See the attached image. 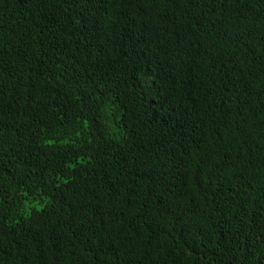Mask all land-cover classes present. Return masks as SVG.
Here are the masks:
<instances>
[{
  "label": "trees",
  "instance_id": "1",
  "mask_svg": "<svg viewBox=\"0 0 264 264\" xmlns=\"http://www.w3.org/2000/svg\"><path fill=\"white\" fill-rule=\"evenodd\" d=\"M0 264H264V0H0Z\"/></svg>",
  "mask_w": 264,
  "mask_h": 264
}]
</instances>
